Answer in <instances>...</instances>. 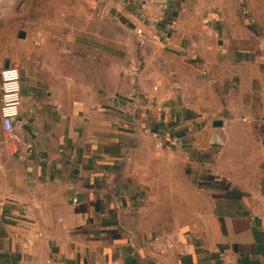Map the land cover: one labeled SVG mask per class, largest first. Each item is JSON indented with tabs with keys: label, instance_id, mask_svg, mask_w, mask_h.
<instances>
[{
	"label": "crops",
	"instance_id": "1",
	"mask_svg": "<svg viewBox=\"0 0 264 264\" xmlns=\"http://www.w3.org/2000/svg\"><path fill=\"white\" fill-rule=\"evenodd\" d=\"M6 66L0 264H264V0H0Z\"/></svg>",
	"mask_w": 264,
	"mask_h": 264
},
{
	"label": "built area",
	"instance_id": "2",
	"mask_svg": "<svg viewBox=\"0 0 264 264\" xmlns=\"http://www.w3.org/2000/svg\"><path fill=\"white\" fill-rule=\"evenodd\" d=\"M20 105V79L19 71L13 66L5 67L0 70V127L3 135L4 142L11 149L12 153L18 151L13 132L15 121L18 116ZM148 132V130L146 131ZM157 140L156 148H163L164 142L170 148H174L178 145L175 139L163 140V134H152ZM27 149L31 146L27 145ZM54 264V263H52Z\"/></svg>",
	"mask_w": 264,
	"mask_h": 264
},
{
	"label": "water",
	"instance_id": "3",
	"mask_svg": "<svg viewBox=\"0 0 264 264\" xmlns=\"http://www.w3.org/2000/svg\"><path fill=\"white\" fill-rule=\"evenodd\" d=\"M7 67V66H6ZM219 125V123H217Z\"/></svg>",
	"mask_w": 264,
	"mask_h": 264
}]
</instances>
